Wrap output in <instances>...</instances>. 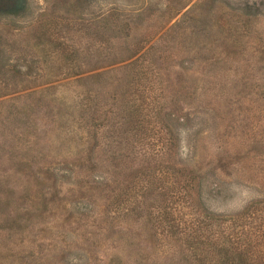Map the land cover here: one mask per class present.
I'll use <instances>...</instances> for the list:
<instances>
[{"label":"rangeland","instance_id":"374dc122","mask_svg":"<svg viewBox=\"0 0 264 264\" xmlns=\"http://www.w3.org/2000/svg\"><path fill=\"white\" fill-rule=\"evenodd\" d=\"M202 210L264 221V0L0 8V264H196Z\"/></svg>","mask_w":264,"mask_h":264},{"label":"trees","instance_id":"16d2710c","mask_svg":"<svg viewBox=\"0 0 264 264\" xmlns=\"http://www.w3.org/2000/svg\"><path fill=\"white\" fill-rule=\"evenodd\" d=\"M181 175V171L175 170L176 187ZM186 182L190 192L189 194L184 192L183 198L187 201L192 191L195 197L191 204H200V181L192 175ZM202 212L205 213L203 210ZM203 215V219H195L190 225H185L182 232L177 233L175 230L185 244V250H188L190 258L196 264H264V221L250 231H244L240 228L241 223H236L234 220L231 227H227L225 224L227 220L224 221L223 218L212 216L207 212L200 216ZM174 226L175 223L171 228L173 229ZM261 229L262 233L259 232Z\"/></svg>","mask_w":264,"mask_h":264},{"label":"flooded vegetation","instance_id":"af4514ba","mask_svg":"<svg viewBox=\"0 0 264 264\" xmlns=\"http://www.w3.org/2000/svg\"><path fill=\"white\" fill-rule=\"evenodd\" d=\"M23 0H0V8L7 12L10 8L22 7Z\"/></svg>","mask_w":264,"mask_h":264}]
</instances>
